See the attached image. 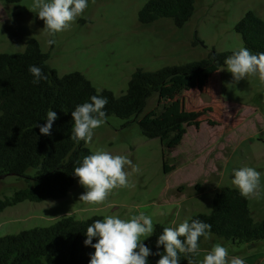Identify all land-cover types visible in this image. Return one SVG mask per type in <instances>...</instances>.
<instances>
[{
	"label": "rangeland",
	"instance_id": "obj_1",
	"mask_svg": "<svg viewBox=\"0 0 264 264\" xmlns=\"http://www.w3.org/2000/svg\"><path fill=\"white\" fill-rule=\"evenodd\" d=\"M148 2L88 0L82 16L49 45L51 37L32 9L33 0L11 5L0 0V54L23 53L28 41L36 40L60 77L81 73L98 91L120 97L138 69L153 72L201 61L213 50L234 52L244 48L235 28L245 14L252 11L264 21V0H196L195 13L182 28L170 19L145 25L138 15ZM231 81L226 66L206 80L171 79L148 101L139 121H193L160 138L144 137L137 122L106 118L85 145L92 153L126 155L138 165V173L127 169L132 186L115 189L103 204L94 205L79 200L85 189L76 181L63 199L9 207L0 213V238L50 227L64 216L127 220L144 212L154 226H178L197 214L209 215L217 193L236 189L233 170L246 166L261 172L260 195L249 199V207L256 222L264 221V83L257 76L237 85ZM26 185L23 178H0V198H10ZM215 244L245 264H264V240L247 244L214 235L200 245L198 262Z\"/></svg>",
	"mask_w": 264,
	"mask_h": 264
},
{
	"label": "trees",
	"instance_id": "obj_2",
	"mask_svg": "<svg viewBox=\"0 0 264 264\" xmlns=\"http://www.w3.org/2000/svg\"><path fill=\"white\" fill-rule=\"evenodd\" d=\"M22 0H5L8 5ZM196 0H149L139 12L140 23L149 25L162 19H170L178 28L190 21L195 13ZM241 35L244 48L253 54L264 52V21L249 11L235 28ZM233 52L211 51L201 61L168 66L148 72L138 69L131 77L127 92L117 97L111 91H98L81 73L60 77L48 65L49 56L42 52L36 40L27 43L25 52L0 54V178L15 176L26 180V187L12 197L0 198V213L5 209L29 201L40 203L46 200H60L78 181L74 167L79 166L86 155L93 154L81 141L71 139L74 121L71 112L84 102H91L93 95L107 98L104 109L107 117L137 122L141 134L149 139L163 137L193 121L192 118H177L156 124L141 122L148 101L175 77H190L192 80H206L213 70L226 66L224 60ZM35 65L47 76L38 84L29 66ZM52 109L58 119L53 123L51 135H41L36 123H46V113ZM33 169V175L28 174ZM94 216L77 221L64 216L47 228H36L17 235L0 238V264H89L95 249L85 246L86 229L95 220ZM211 224V233L218 238L252 244L264 240V221L256 222L252 216L249 199L242 197L238 189L223 188L215 195L212 212L197 214ZM156 224L155 230L145 244L152 250L148 264H157L163 253V246L156 247V241L163 228ZM204 238L201 237L200 245ZM93 239V243H96ZM194 260L198 262V257ZM180 264H187L181 258ZM199 264V262H198Z\"/></svg>",
	"mask_w": 264,
	"mask_h": 264
},
{
	"label": "clouds",
	"instance_id": "obj_3",
	"mask_svg": "<svg viewBox=\"0 0 264 264\" xmlns=\"http://www.w3.org/2000/svg\"><path fill=\"white\" fill-rule=\"evenodd\" d=\"M88 7V0H33L32 9L38 10V17L44 22V30L51 37L47 43L55 44L56 34L69 30L71 25L81 17ZM226 71L231 73L232 81L228 84L237 85L249 76H257L264 83V52L253 54L247 48L234 51L224 60ZM29 72L34 77L33 84L46 80L42 69L35 65L29 66ZM91 102L76 106L71 112L74 121L71 139L80 143H90L94 130L106 122L107 113L104 110L108 104L106 97L93 95ZM58 119L57 113L49 109L46 113V123L38 127L40 134L51 135L53 123ZM74 167V175L85 189L79 200L88 204H103L113 190L132 186L129 181L131 172L140 171L126 155L112 154L98 150L86 155ZM234 171L232 184L240 195L246 199L260 195L261 172L253 167H242ZM179 215V213H177ZM211 224L200 219H185L178 226L164 227L156 241V247L163 246V253L157 264H180L181 258L187 264H198L194 257L200 252V239L211 238ZM152 218L144 212L133 215L130 219H121L109 215L95 220L86 229L85 246L95 249L91 254L89 264H148L152 250L143 242L154 233ZM96 243H93V239ZM199 264H245L238 256H229L228 249L221 244H215L203 257Z\"/></svg>",
	"mask_w": 264,
	"mask_h": 264
}]
</instances>
